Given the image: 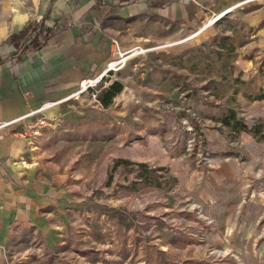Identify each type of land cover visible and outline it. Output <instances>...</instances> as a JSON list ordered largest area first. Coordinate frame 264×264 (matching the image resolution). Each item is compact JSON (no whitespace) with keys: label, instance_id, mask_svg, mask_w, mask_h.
<instances>
[{"label":"rangeland","instance_id":"obj_1","mask_svg":"<svg viewBox=\"0 0 264 264\" xmlns=\"http://www.w3.org/2000/svg\"><path fill=\"white\" fill-rule=\"evenodd\" d=\"M263 2L241 1L213 22L219 12L204 6L170 27L140 20L136 31L132 21L114 49L118 63L96 88L76 92L26 135L72 185L62 243L42 245L28 229L0 264L254 263L219 240L223 227H212L201 204V174L187 167L226 152L208 145L205 128L221 127L229 144L241 130L264 128L249 114L253 100H264ZM114 81L122 89L105 105Z\"/></svg>","mask_w":264,"mask_h":264},{"label":"crops","instance_id":"obj_2","mask_svg":"<svg viewBox=\"0 0 264 264\" xmlns=\"http://www.w3.org/2000/svg\"><path fill=\"white\" fill-rule=\"evenodd\" d=\"M241 1L0 0V121L26 116L17 128L60 113L82 79L111 70L113 40L124 43L132 21L136 31L140 20L170 27L171 20L199 14L203 6L220 13ZM260 8L264 12V2ZM35 26L38 32L31 31ZM249 114L264 126V100H253ZM10 130L0 137V255L12 239L20 244L28 229L42 245L61 244L73 201L71 183L47 167L30 137ZM258 134L241 130L229 144L221 127L205 128L208 145L226 152L187 167V173L201 174L207 189L201 204L212 227L222 225L219 240L233 243L232 253L248 252L252 264H264V128ZM178 162L167 158L171 166Z\"/></svg>","mask_w":264,"mask_h":264},{"label":"built area","instance_id":"obj_3","mask_svg":"<svg viewBox=\"0 0 264 264\" xmlns=\"http://www.w3.org/2000/svg\"><path fill=\"white\" fill-rule=\"evenodd\" d=\"M245 1H248V0H244V2ZM229 9L230 8H227L226 10H224V11H222L220 13L221 14L222 13H226ZM31 41H32V36L28 39L29 43H31ZM113 44L115 45L117 50H120V45H119V41L118 40L114 39L113 40ZM118 53H119L120 56L123 55V53L120 52V51ZM113 63H118V62H117V60L113 59L111 62H109V68L113 66ZM102 78H103V74H99L97 76L87 77V78L82 79L80 84H79V91L95 89L96 86L99 84V82L102 80ZM94 94H96V93H94ZM37 111L38 110H35V111L31 112V114H34ZM25 117L26 116H20L18 118H14V119H11V120L0 121V137L5 134L6 128H11L10 131L13 132L14 134H18L20 136H26L28 134L27 132H28L29 129L36 130V128L39 125H41V124H43L44 122L47 121L46 116H41L35 122H31V123L26 124L25 126L23 125V126H19V127L16 128L17 124H21V122L25 119Z\"/></svg>","mask_w":264,"mask_h":264},{"label":"trees","instance_id":"obj_4","mask_svg":"<svg viewBox=\"0 0 264 264\" xmlns=\"http://www.w3.org/2000/svg\"><path fill=\"white\" fill-rule=\"evenodd\" d=\"M122 89V85L119 81H114L111 86L109 87V89L106 90V95H103L102 97V102L105 105H108L113 97ZM245 127V125H244ZM257 128V127H256ZM254 128L253 131L257 132L258 129Z\"/></svg>","mask_w":264,"mask_h":264},{"label":"bare ground","instance_id":"obj_5","mask_svg":"<svg viewBox=\"0 0 264 264\" xmlns=\"http://www.w3.org/2000/svg\"><path fill=\"white\" fill-rule=\"evenodd\" d=\"M226 12V11H225ZM221 13H218L217 15H215V17H213V19L210 21V22H213V20L214 19H216V18H219V17H221V15H223V14H225V13H222L221 15H220ZM207 25V24H206ZM205 25V26H206ZM126 58H125V56L122 58V60H125ZM117 62H118V60H117ZM115 64H117V63H113V65H115Z\"/></svg>","mask_w":264,"mask_h":264}]
</instances>
